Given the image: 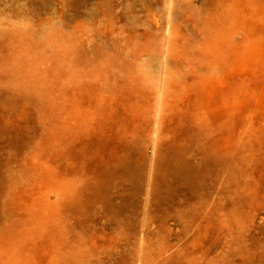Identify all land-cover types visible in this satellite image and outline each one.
I'll list each match as a JSON object with an SVG mask.
<instances>
[{"label": "rangeland", "instance_id": "rangeland-1", "mask_svg": "<svg viewBox=\"0 0 264 264\" xmlns=\"http://www.w3.org/2000/svg\"><path fill=\"white\" fill-rule=\"evenodd\" d=\"M0 264H264V0H0Z\"/></svg>", "mask_w": 264, "mask_h": 264}]
</instances>
